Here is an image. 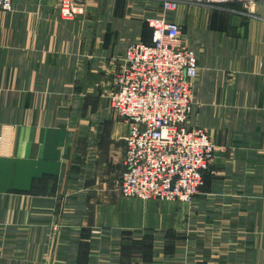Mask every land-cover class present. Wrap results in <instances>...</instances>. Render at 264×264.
Returning <instances> with one entry per match:
<instances>
[{
	"label": "crops",
	"instance_id": "obj_1",
	"mask_svg": "<svg viewBox=\"0 0 264 264\" xmlns=\"http://www.w3.org/2000/svg\"><path fill=\"white\" fill-rule=\"evenodd\" d=\"M15 0L0 11V264H264V1L181 5L198 58L191 128L218 151L192 206L120 193L129 126L110 109L152 0Z\"/></svg>",
	"mask_w": 264,
	"mask_h": 264
},
{
	"label": "built area",
	"instance_id": "obj_2",
	"mask_svg": "<svg viewBox=\"0 0 264 264\" xmlns=\"http://www.w3.org/2000/svg\"><path fill=\"white\" fill-rule=\"evenodd\" d=\"M14 1L0 0V11L11 12ZM78 1L59 0L62 19L78 15ZM152 1L159 3L163 14L146 19L152 44L128 47L107 95L110 109L129 126L119 190L128 199L192 205L218 148L207 131L188 124L198 58L185 45L182 27L166 15L181 5L252 7L264 0Z\"/></svg>",
	"mask_w": 264,
	"mask_h": 264
},
{
	"label": "rangeland",
	"instance_id": "obj_3",
	"mask_svg": "<svg viewBox=\"0 0 264 264\" xmlns=\"http://www.w3.org/2000/svg\"><path fill=\"white\" fill-rule=\"evenodd\" d=\"M80 1H81V0H79L78 3H80ZM234 4L242 5V4H240V3H233V4H228V5H234ZM256 4H257V3H255V5H256ZM255 5L252 6V7H245L244 5H242L243 8L245 9V14H244V15H252V14H251V10L255 7ZM225 6H227V5H225ZM58 14H59V13H58ZM59 16H60V15H59ZM60 18H61V16H60ZM61 19H62V18H61ZM195 53H196V52H195ZM196 55H197V54H196ZM217 148H218V147H217ZM217 151H218V150H217ZM215 158H216V157H215ZM214 161H215V160H214ZM211 167H212V166H211ZM211 167H210V169H211ZM210 169H209V170H210ZM209 170H208V171H209ZM208 171H207V172H208ZM207 172H206V173H207ZM204 177H205V176H204ZM204 184H205V181H204ZM203 187H204V186H203ZM201 190H202V189H201ZM200 193H201V191H200ZM200 193H199L198 195H200ZM198 195H197V196H198ZM197 196H196V197H197ZM196 197H195V199H196ZM153 200L160 201V200H157V199H153ZM148 201H149V200H148ZM160 202H165V201H160ZM173 202H175V201H173ZM192 205H193V204H192ZM192 205H188V206H192Z\"/></svg>",
	"mask_w": 264,
	"mask_h": 264
},
{
	"label": "bare ground",
	"instance_id": "obj_4",
	"mask_svg": "<svg viewBox=\"0 0 264 264\" xmlns=\"http://www.w3.org/2000/svg\"><path fill=\"white\" fill-rule=\"evenodd\" d=\"M211 136V135H210Z\"/></svg>",
	"mask_w": 264,
	"mask_h": 264
}]
</instances>
